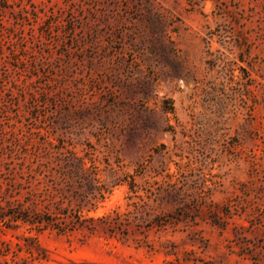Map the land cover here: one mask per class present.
Returning <instances> with one entry per match:
<instances>
[{"label": "rangeland", "instance_id": "rangeland-1", "mask_svg": "<svg viewBox=\"0 0 264 264\" xmlns=\"http://www.w3.org/2000/svg\"><path fill=\"white\" fill-rule=\"evenodd\" d=\"M0 264H264V0H0Z\"/></svg>", "mask_w": 264, "mask_h": 264}, {"label": "trees", "instance_id": "trees-1", "mask_svg": "<svg viewBox=\"0 0 264 264\" xmlns=\"http://www.w3.org/2000/svg\"><path fill=\"white\" fill-rule=\"evenodd\" d=\"M89 219H91V218H89ZM43 221H45V220H43ZM48 221H49V224H54L55 223V220L50 222V219H49Z\"/></svg>", "mask_w": 264, "mask_h": 264}]
</instances>
